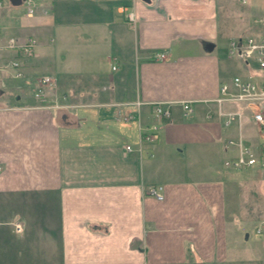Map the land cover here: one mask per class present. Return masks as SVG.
I'll use <instances>...</instances> for the list:
<instances>
[{"label": "crops", "instance_id": "crops-1", "mask_svg": "<svg viewBox=\"0 0 264 264\" xmlns=\"http://www.w3.org/2000/svg\"><path fill=\"white\" fill-rule=\"evenodd\" d=\"M34 1L35 14L24 13L32 22L0 10V264L224 262L237 186L250 182L264 197L260 169L223 166L238 153L228 142L256 149L264 132L249 108L215 98L234 76L264 81L255 63L228 53L231 39L264 33L252 24L264 3ZM10 37L37 40L20 57L21 78L6 64ZM40 75L57 82L43 104L33 94ZM136 101L138 118L119 121L117 104L126 112ZM156 101L172 102L158 139L125 152L154 122ZM53 102L69 106H44ZM233 111L240 118L226 126L222 113ZM158 185L160 200L147 194Z\"/></svg>", "mask_w": 264, "mask_h": 264}, {"label": "built area", "instance_id": "built-area-1", "mask_svg": "<svg viewBox=\"0 0 264 264\" xmlns=\"http://www.w3.org/2000/svg\"><path fill=\"white\" fill-rule=\"evenodd\" d=\"M243 3L245 0H241ZM22 5L27 17H31L35 14L37 5L34 0H22ZM3 8V2L0 0V10ZM129 22L134 21V14L129 12L127 14ZM254 26L264 27V12L260 16H255L252 19ZM37 45V40L34 37H26L23 40L10 37L7 39L4 48L13 51L14 57L9 59L7 66L12 71L13 78H21L22 76V60L20 57H30L34 54ZM228 53L234 57L243 60L245 63H255L259 71H264V33L256 35H243L238 38H233L229 41ZM152 55L154 60H162L165 54L162 52H155ZM57 82L51 75H40L35 80L34 97L42 104L45 102L44 96L46 91L54 89ZM64 98V97H62ZM217 103L222 102H234L241 104L251 111L252 119L257 125V128L261 132H264V81H254L249 77L234 76L230 82L222 83L219 87V95L215 98ZM142 101H136L134 103L125 104L132 106V109L124 112L121 108L124 104H117L118 108L115 110V115L119 121L130 122L138 118L139 107L142 105ZM182 107L184 114H188L192 111L191 102L182 100L178 101ZM171 101H156L151 103L153 109L154 122L146 128H141L139 132L138 147L134 148L131 145H125V152H132L133 150L140 151L141 147L148 144H153L159 136V122L165 118L170 117ZM48 107L67 108L69 105L59 104L56 102L44 104ZM225 117V125L230 126L235 120H239L240 113L237 111L222 113ZM229 144L236 145L238 153L235 157L228 158L224 161L226 168L230 169H244V168H258L264 173V144L256 149L244 145L241 141H230ZM147 194L160 200L162 199V186H150L147 189ZM18 226V225H17ZM19 231V227H17ZM256 235L264 233L262 226H256Z\"/></svg>", "mask_w": 264, "mask_h": 264}, {"label": "rangeland", "instance_id": "rangeland-1", "mask_svg": "<svg viewBox=\"0 0 264 264\" xmlns=\"http://www.w3.org/2000/svg\"><path fill=\"white\" fill-rule=\"evenodd\" d=\"M247 1V4L264 3V0ZM2 2L3 11L7 12L5 13L7 20L16 23L32 22V19L24 17L25 10L22 4L12 6L9 0H2ZM218 3H233L235 7H245L240 0H218ZM217 6H219L218 18L222 19L221 4ZM53 47H56V44ZM257 188L250 182L238 185L232 195L234 199H230L228 203V257L221 264H264V233L261 236H254L256 226L264 222V197Z\"/></svg>", "mask_w": 264, "mask_h": 264}, {"label": "water", "instance_id": "water-1", "mask_svg": "<svg viewBox=\"0 0 264 264\" xmlns=\"http://www.w3.org/2000/svg\"><path fill=\"white\" fill-rule=\"evenodd\" d=\"M21 1L22 0H9V3L12 5V6H18L21 4ZM147 1V0H146Z\"/></svg>", "mask_w": 264, "mask_h": 264}]
</instances>
